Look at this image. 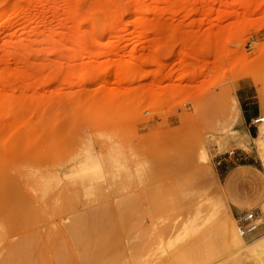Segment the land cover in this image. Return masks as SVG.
I'll list each match as a JSON object with an SVG mask.
<instances>
[{
    "label": "rangeland",
    "instance_id": "374dc122",
    "mask_svg": "<svg viewBox=\"0 0 264 264\" xmlns=\"http://www.w3.org/2000/svg\"><path fill=\"white\" fill-rule=\"evenodd\" d=\"M184 1L0 0V264H264V0Z\"/></svg>",
    "mask_w": 264,
    "mask_h": 264
},
{
    "label": "bare ground",
    "instance_id": "6f19581e",
    "mask_svg": "<svg viewBox=\"0 0 264 264\" xmlns=\"http://www.w3.org/2000/svg\"><path fill=\"white\" fill-rule=\"evenodd\" d=\"M162 1L168 2V1H171V0H157V2H162ZM217 1L218 0H214V2H217ZM220 1H222V0H220ZM236 1H238L240 3H243V2L247 3L248 0H236ZM184 2H185V5L188 6V7L190 6V7H193V8H197V5L200 2L204 3V2H206V0H185ZM194 11H198V10H194ZM11 15H14V14H11ZM219 231L223 235V238H224V241H225V245H226V249L232 252V253H230V252L227 251L228 253H230V255H232V254L236 255L237 254L239 256H242V255L247 256V255H250V254H256V256L257 255L259 256V258H260V256L263 258V256H262L263 253H264V240L263 239L257 240L255 243H253L251 246H249L246 251H244L245 250L244 240H243L242 237L239 236V234L237 232V229H236V227H235V225L233 223L231 225L228 221H225V220L221 221V223L219 224ZM213 236L214 235H213L212 231H210V232L209 231L208 232L204 231V232L198 234L194 240L192 239L193 241L191 243L187 242L188 245L185 246L184 249L182 250L181 258H183L187 262V260L189 258H191L193 253H196L199 250L207 248V245L210 243V241H212ZM193 256H192V258H193ZM250 256H248L249 257L248 259H250L251 262H256V264H262V261L260 259L259 260L257 259V261H255L253 258H250ZM253 256H255V255H253ZM204 258L206 259L205 256H204ZM188 262L190 263V261H188ZM200 262H202V260ZM250 264H252V263H250Z\"/></svg>",
    "mask_w": 264,
    "mask_h": 264
},
{
    "label": "crops",
    "instance_id": "0c3cea01",
    "mask_svg": "<svg viewBox=\"0 0 264 264\" xmlns=\"http://www.w3.org/2000/svg\"><path fill=\"white\" fill-rule=\"evenodd\" d=\"M244 89L245 85L240 89L242 94L238 99L241 110V118L237 132L244 134L246 139H251L255 142L259 136L260 130L257 126H252L251 121L255 118L261 117L262 110L259 102L255 100L256 96H249L248 93L244 91ZM251 127H256L257 130H252ZM219 173L221 176L223 174H227V168H220Z\"/></svg>",
    "mask_w": 264,
    "mask_h": 264
},
{
    "label": "built area",
    "instance_id": "2783aa9c",
    "mask_svg": "<svg viewBox=\"0 0 264 264\" xmlns=\"http://www.w3.org/2000/svg\"><path fill=\"white\" fill-rule=\"evenodd\" d=\"M264 122L263 117L255 118L251 121L252 126L261 125ZM227 156L234 161L242 159L239 152L236 150H230L227 152ZM262 217L260 213L254 212L253 210L244 212L241 216L236 219V229L240 237L251 238L253 237L261 224Z\"/></svg>",
    "mask_w": 264,
    "mask_h": 264
}]
</instances>
